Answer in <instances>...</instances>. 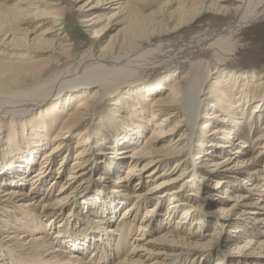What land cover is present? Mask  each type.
Listing matches in <instances>:
<instances>
[{
  "label": "bare ground",
  "instance_id": "obj_1",
  "mask_svg": "<svg viewBox=\"0 0 264 264\" xmlns=\"http://www.w3.org/2000/svg\"><path fill=\"white\" fill-rule=\"evenodd\" d=\"M93 1L85 0L79 10L111 9L81 19L93 34L102 31V38L111 25L121 26L103 46L73 61L71 43L60 36L70 13L66 0H0V101L25 104L18 116H13L16 110L0 111L9 115H0V131L5 120L12 123L6 141L0 132V154L6 150V155L20 156L49 146L34 172L14 169L9 175L10 167L0 172V264H195L194 257L214 255H219L217 264H261L264 260L249 255L264 253L259 231L264 225V80L258 75L251 81L250 72L264 60V39L257 40L264 36H247L244 30L264 25V0ZM102 19L105 23L94 28ZM120 94L126 95L122 111L102 116L101 128L94 126L100 130L99 150L105 145H123L124 150L96 160L107 173L118 171V161L125 166L116 186L128 198L114 194L115 189L98 192L100 212L77 227L63 213L78 197L77 181L83 165L89 166L84 154L94 153L87 145L92 128L82 129L86 135L72 146L66 178L56 175L45 184L44 177L54 167V156L66 148L61 170L72 152L66 147L69 138L97 115L98 103ZM74 96L79 99L70 108ZM34 109L38 115L26 118ZM16 117L21 119L16 122ZM53 126L58 129L50 143L46 137ZM103 129L107 132L100 133ZM194 138L200 147L209 139L211 154L191 149ZM227 144L237 148L217 155ZM124 151L127 155L121 156ZM173 159L177 172L161 178ZM239 174L246 176L223 189V177ZM218 175L208 190L207 180ZM23 180L29 182L27 191ZM195 180L199 186L193 197L182 198L184 185L193 186ZM220 189L223 199L216 193ZM214 195L218 207L207 213L217 225L225 228L243 214L252 223L241 228L248 235L243 243L226 251L218 231L202 230L205 200ZM120 204L122 212L111 220ZM233 226L239 230L237 223ZM84 252L90 263L82 258Z\"/></svg>",
  "mask_w": 264,
  "mask_h": 264
},
{
  "label": "rangeland",
  "instance_id": "obj_2",
  "mask_svg": "<svg viewBox=\"0 0 264 264\" xmlns=\"http://www.w3.org/2000/svg\"><path fill=\"white\" fill-rule=\"evenodd\" d=\"M66 2L70 6V9H69L70 13L68 12L69 16H67L66 20H64L63 29H62V33H61L60 36H62L65 39H67L68 43H71L73 54L75 56V57L74 56L72 57L73 61H74V59L76 60L77 58L82 59L85 56V54L88 51V49L94 48V50H97L98 47L103 46V44H105V42L108 40L109 36L112 33H115V31L118 30V28L121 26V25L117 26L116 24L111 25V29H107L106 34L102 38H100V36L102 34V31L99 34H97V33L93 34V30H92L91 26H85L86 23L85 22L82 23L81 19L83 17H85V16L89 17V16L93 15L96 12V10H100V11L104 10V12H101V13H108V12H111V9H101V6H97V7H93V9H87V7H85L83 9V11H82V10H79V7L85 2V0H66ZM94 2H95V0L91 4H93ZM154 6H155V4H153V7ZM167 6L170 7L169 5H166V6L163 7L164 10L166 9L165 7H167ZM99 23L100 24L95 26L94 28H100L101 25L104 24L105 22L102 19V21H99ZM113 23H114V21H113ZM256 25L248 26L244 30V33L247 36L248 35L249 36L257 35V37L264 36V25L263 26H261L259 24H256ZM263 39L264 38H259L257 40L260 41V40H263ZM18 50L19 49H16V50L12 49L10 51H18ZM20 51H18V52H20ZM252 72H254V75H252V78H250L251 81H254L255 78L258 75H260V77H263V80H264V60L262 61V65L261 66L254 67V69H252V71L250 73H252ZM110 74H112V73H110ZM213 80H215V79H212V81ZM118 92H120V91H118ZM132 93L135 94V92H132ZM132 93L130 92V95ZM127 95H129V94H127ZM200 95H201V93H200ZM61 96H60L59 99H56L57 97L55 99L56 100H61V98H62ZM125 96H126L125 94H120L118 96L116 95V97L115 96H113V98L111 97L112 99L109 97L110 99H108L106 102L102 101L101 103H98V108L99 109H97V111H96L97 115L93 116L92 120L89 121V122H86V124H84L81 128H79L78 130L76 129V132H74L73 135L69 138L70 140H68V145H66V147H68L72 152L70 153V155H69L68 152H67L68 154H66L65 161H63V166L61 168V170L63 172L61 170L57 171V169L59 167L58 166L59 162L62 159L61 156H63L64 153L66 152V148L61 150V152H59L58 155L54 156L53 162H52L54 164V167H52L49 170V172L47 173V175H45V177H44V179L46 178L45 184H47L49 181H52V178H50V177H53V176L55 177L56 175H58V176L62 175V179L66 178L68 165H69V163L71 162V160L74 157L73 156L74 154H73L72 146H75V141H77L78 138H81V136L83 137V136L86 135V134H84V135L81 134L82 129H85L87 126L92 128L94 134L92 132L90 133L87 145H88V148H91L94 151V153L93 152H89V153L84 154L86 161L89 162V166H87L86 164L83 165L82 171H81L83 173V175L77 181L78 188H77L76 195H78V197H77V199H74L70 204H68L66 211L63 213V215L66 216V217H73L74 221L71 220V222H74V224L77 225V227L79 226V224H80L79 222L80 221H83V222L84 221H88L93 215L97 214V212H100L101 209H99V208L101 206V203L100 202L95 203L96 200L98 199V198H96L97 197L96 194L98 192L107 191L109 193V192H111V190L113 191V189H115V192H113L114 194H120L121 195V193H122L124 199L127 200V198H128L127 194L125 192H123L121 189H120L121 192H119V188L116 186V180L118 179L119 175L122 174V171L125 168V166L121 165V163L118 161V164H117V165H119L118 171H112L110 173H107V172L103 171V162L99 163L96 160V157H98V160H100V159L105 160L107 157L109 158L110 155H113L115 150H118V151L124 150V146L122 145V146H119L118 148H116V147H110L109 145H105L103 147V149L99 150V144L100 143L97 141V136H98V132L100 130H99V128H95V126H94V125H96L95 123L100 125V120H101L102 116L108 117V115H111L110 114L111 112H115V111H118V110L121 112L122 108H120V107L122 106V104L125 103L126 99L123 98ZM70 98H72V99H70V104H71L70 108H72L73 104L75 103V101H77L79 98H76V96L70 97ZM8 99L13 101L12 98H8ZM67 99H68V97H67ZM11 101L1 100L0 101V111H4L5 112V111H9V110H16V114H14L13 116H18L19 113H17V111H21V109L25 106V104L21 105L19 103H13ZM251 108H252V106L246 112L248 115L250 114L249 110ZM37 109H34L32 111V113L29 112V114L27 115L26 118H30L31 119L32 116H35L37 114L36 113ZM164 114L165 113H163L161 115H164ZM0 115H1V117H5V119L9 116L8 113H3V114L0 113ZM181 115L182 114L180 113V114H178L176 116V118H173L170 122H165L166 125L163 126V127H165L167 129ZM262 115H264V112H262ZM202 117H203V114L200 115L197 118L196 123H198V124H196V125L200 126V124L204 122V119ZM120 118H121V116L117 117V120H119ZM20 119H21V117H18V118L16 117V122L19 121ZM29 120H27V121H29ZM110 120H111L110 121V124H111L112 123V119H110ZM38 122H39V120H38ZM105 124H107V122H105ZM127 124H129V123H127ZM11 125H12V123L9 120H5L2 123V129H1L0 132L2 133V137L4 136V138L2 139L3 141H6L9 138V134L10 133H8V131H6V129L9 127V131H11ZM101 127H102V125H100V128ZM57 129H58V126H56V127L53 126V127H51V130L48 132V137H46V139L48 138L50 140V143L53 142V138L51 139V136L54 135V133L56 132ZM245 131H246V134H244V136L247 137L248 128H246ZM106 132L107 131H105V129H103V131H101L100 133H106ZM148 132H149V130L147 129L144 132V134L141 136L140 141L142 140V137H144V136H146L148 134ZM198 133H200V132H198ZM99 135H101V134H99ZM120 135H122V134H120ZM108 136H109V140L110 141L113 140V138H114L113 135H111L109 133ZM125 136L128 137L129 134L126 133ZM173 136L176 139L177 136L179 137V132L176 133V136L175 135H173ZM208 141H209V139L208 140H204V143L206 144V146L202 145L200 147V146H198V143H197L198 140L194 138V140L191 141L192 144L190 145V148L192 149L193 147L195 148L197 146L196 147L197 149H195L196 150L195 152H200V151H202V149H204L205 151H207L208 153L211 154V151L214 150V147H211V149H207V148L210 147V145H208L209 144ZM136 144H138V143H136ZM37 145H38V143H36L35 146H37ZM48 148H49V146L41 149V151L34 150L33 152L24 153L25 155H20V156L19 155H14V156L6 155L7 151L4 150L2 152L3 154H0V172L2 170L6 171L7 167H10V169L8 170L9 172H7V174H9V175L13 174V170L14 169H16V171H19V169H21L20 171L25 170V172H28V171L29 172H34L39 166L38 162H40L39 158H41L40 156H41L42 152L45 151ZM236 148H237L236 145L231 146V145L227 144V146L224 148V151L221 152V149H219V150H216V151H218L216 153H218L217 155L224 156V155H227V154H232V152L235 151ZM4 152H5V154H4ZM126 155H127V153L125 151L123 153H121V156H126ZM121 156H120L119 160H125L126 159V157H121ZM174 159L171 160L167 164V166L165 168V171H168V173L166 175L164 173H162L163 175H160L161 178L171 177L173 174H175L177 172L176 168L172 167L173 164L175 163ZM189 159H191V157ZM2 162H4L3 165H2ZM51 166H53V165H51ZM152 169L153 168L151 166V167H149L148 171L150 172ZM162 170L163 169L161 168L158 171V173L162 172ZM3 172L0 173V174H4ZM239 175L240 176H237L236 178H234L233 175L230 176V177H223L222 180H220L223 183V189L225 187H227V188L230 187L231 184H235V182L239 183L240 182L239 179L245 178V176H246V174L245 175L239 174ZM216 178L218 179L219 175L217 177H213L212 176V177H210V180H207L208 181L207 182L208 183L207 184L208 185V190H210V191L212 190L211 186L214 185L212 180H214ZM23 182H24L23 190L27 191L29 189V182L27 180H23ZM8 184H9L8 188H13L14 185L17 184V182L15 180V181L9 182ZM114 185L116 186V188H115ZM198 186H199V182L197 183L196 180H195V183H194L193 186L184 185L185 189H184V193H183L182 198L185 199V198L193 197L191 192H193V190L195 188H198ZM82 192H84L85 194L84 195L81 194ZM222 192H224L222 189H220L219 192H216L218 194V196L220 197V199H223V195L224 194L222 195ZM84 197L87 198V200H89V197L92 198L91 203H89L87 200L85 201ZM201 197H203V196H201ZM213 197H214V200H212V199L205 200L206 206H205V208L203 210V213H201V215L204 216V219H205V222H204L205 224L203 225L202 230L204 231V233H208L209 235H211L212 233L218 231L219 232V234L217 235L218 242H222V244L224 245L222 250H224V251H226L227 249L234 248V247H236L238 245H241L243 243V240L245 239V237L248 236L247 233L244 234L241 231V228L243 227V225L251 226L252 223L247 219V216L245 214H243L241 216H236V217L233 216L235 218L230 221V223L228 224L227 227H225V228L220 227L219 225H217L218 221H216L215 218H213L209 213H207V212L213 211L214 209H216L218 207V204L215 201V199L217 198V195H214ZM165 207H166V205L162 207L161 212H163ZM122 209H123V205L120 204L118 209H116L117 212L114 214V216H111L110 219L115 221L117 219L118 215L122 212ZM141 212L142 211H140V217H141ZM180 212H181V210H178L176 212V214L173 216V219L178 217ZM138 223H139V219L137 221V224ZM235 223H237V226H238L239 230L235 231V227L233 226ZM170 225H173V220L170 223ZM111 226H113V224L112 225H108L107 227H111ZM107 227H106V230H107ZM70 230H71V228H70ZM81 230L82 229L80 228V231ZM259 231H260V233L262 232V234L264 233V225L259 228ZM74 232L77 233L78 231H74ZM112 238H116V236H113ZM130 238H131V236H130ZM130 238H129V242H130ZM205 238L207 240L208 237H205ZM89 251L87 252L88 255H89ZM85 253L86 252H84V254H82V255L80 254V255L82 256V258L84 260H86V263H90L91 260L88 261V258H87L88 255L85 254ZM263 254L264 253H262V255ZM220 255H222V253ZM262 255L259 256V255L254 254V255H249V256L251 257L250 260H253L254 258H259L260 260H264V256H262ZM218 257H219V255L218 256L214 255L213 257L201 256V258L200 257L199 258L198 257L197 258L194 257V258L191 259V261H194L195 264H198V263H200V264H217L216 262L218 260ZM242 258H243V256H242ZM0 259H1V257H0ZM261 264H264V262H261Z\"/></svg>",
  "mask_w": 264,
  "mask_h": 264
}]
</instances>
